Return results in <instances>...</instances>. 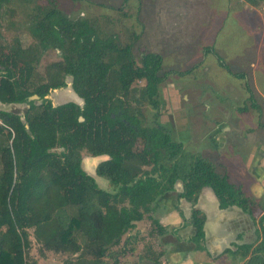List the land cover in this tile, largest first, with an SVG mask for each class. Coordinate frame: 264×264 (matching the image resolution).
<instances>
[{"label":"trees","instance_id":"1","mask_svg":"<svg viewBox=\"0 0 264 264\" xmlns=\"http://www.w3.org/2000/svg\"><path fill=\"white\" fill-rule=\"evenodd\" d=\"M43 16L39 32L63 48V64L57 70L71 79L81 105L52 106L44 96L65 83L56 75L49 85L31 89L30 64L17 59V49L4 52L0 45V104L26 106L21 115L0 110V139L5 141L0 144V264H27L30 228L47 233L41 245L44 254L70 252L79 235L81 257L88 260L82 264H102L107 250L141 220L140 210L172 192L177 183V200L193 204L207 188L219 210L234 207L249 217L254 204L263 210L259 241L237 246L236 253L244 259L242 264H264L263 206L202 154L173 141L157 123L158 89L166 75L162 57L145 52L135 61L130 45L119 47L113 38H102L86 19L73 21L55 10ZM137 81L143 85L132 101L130 87ZM33 95L39 101L29 100ZM142 105L153 112L149 126L140 120ZM137 142L139 150L134 148ZM82 154L106 157L95 167V175L107 182L109 191L98 188L81 169ZM70 209L75 214L69 216ZM188 224L189 240L201 250L203 215L193 209Z\"/></svg>","mask_w":264,"mask_h":264},{"label":"rangeland","instance_id":"2","mask_svg":"<svg viewBox=\"0 0 264 264\" xmlns=\"http://www.w3.org/2000/svg\"><path fill=\"white\" fill-rule=\"evenodd\" d=\"M254 1L256 5L246 0H0V45L4 52L17 49V59L30 64L31 89L49 85L56 75L65 83L46 96L53 105L80 100L73 95L71 79L57 70L63 64V48L39 32L48 10L73 21L86 19L102 38H113L119 47L130 45L135 61L145 52L160 55L166 75L158 89L157 123L188 152L206 157L218 173L264 209V0ZM142 85L143 81L131 85L132 101ZM25 108L0 104L1 111L19 115ZM138 109L142 125H151L153 112L145 105ZM140 147L137 142L134 148ZM93 166L92 159L82 154L81 169L92 175ZM95 182L109 191L105 180ZM180 189L175 184L164 199L140 210L141 220L107 250L102 264H166L174 250L183 255L179 254L177 264L187 258L199 264H242L236 247L259 241L263 210L254 204L252 217L234 207L219 210L207 188L191 204L177 200ZM193 209L204 218L201 250L189 240ZM66 213L75 214L74 209ZM27 234V264L88 261L81 257L79 235L70 252L45 256L41 245L47 233L30 228Z\"/></svg>","mask_w":264,"mask_h":264},{"label":"crops","instance_id":"3","mask_svg":"<svg viewBox=\"0 0 264 264\" xmlns=\"http://www.w3.org/2000/svg\"><path fill=\"white\" fill-rule=\"evenodd\" d=\"M156 54V53H155ZM91 159H92V162H93V164H94V166H93V169H95V167H96V162H95V159H97V158H100V157H90ZM88 175V174H87ZM90 175V174H89ZM166 197V196H165ZM165 197H163V198H161V199H164ZM189 249H190V247H189ZM195 249V248H194ZM193 249V250H194ZM190 251H191V249H190ZM177 251H173V252H170L169 254V259H168V261H167V263L166 264H177V263H179L178 262V259H181V257H180V255L183 257V255L181 254V253H176ZM193 252V251H192ZM171 253H174L175 255L174 256H172V254ZM47 253H45V256H47L46 255ZM180 254V255H179ZM177 256H178V258H177ZM131 258H132V256H131ZM185 260H187V262L186 263H183V264H199V263H193V262H189V259L187 258V259H185ZM185 260H183V261H185ZM207 262V263H206ZM153 264H156V263H153ZM157 264H160V263H157ZM203 264H209L208 263V261H205Z\"/></svg>","mask_w":264,"mask_h":264},{"label":"flooded vegetation","instance_id":"4","mask_svg":"<svg viewBox=\"0 0 264 264\" xmlns=\"http://www.w3.org/2000/svg\"><path fill=\"white\" fill-rule=\"evenodd\" d=\"M50 91H53V90H50ZM50 91H49V92H50ZM49 92H48V93H49ZM72 92H73V90H72ZM73 95H74V97H75L76 99H78V98L76 97V95L74 94V92H73ZM46 96H48V94H47ZM46 96H44V99H47V100H49V101L51 102V100H50L48 97H46ZM34 101H35V100H34ZM36 101H39L38 97H37ZM69 102H74V101H69ZM66 103H68V102H66ZM75 103H78L79 105H81V102H80V101H79V102L75 101ZM51 104H52V102H51ZM63 104H65V103H63ZM58 105H61V104H58ZM58 105H53V104H52V106H58ZM100 162H102V161H99L97 164H99ZM97 164H96V166H97ZM89 176H91L95 181H96V179L102 180L101 178H99V177H97V176L95 175V169H93V173H92V175H89ZM95 177H96V179H95Z\"/></svg>","mask_w":264,"mask_h":264},{"label":"water","instance_id":"5","mask_svg":"<svg viewBox=\"0 0 264 264\" xmlns=\"http://www.w3.org/2000/svg\"><path fill=\"white\" fill-rule=\"evenodd\" d=\"M31 97H34L35 99H37V96H35V95H33V96H31ZM31 97H29V100L31 99ZM78 121H82V118L79 117V118H78ZM103 160H106V157H100V158H97V159H95V162L98 163L99 161H103Z\"/></svg>","mask_w":264,"mask_h":264}]
</instances>
